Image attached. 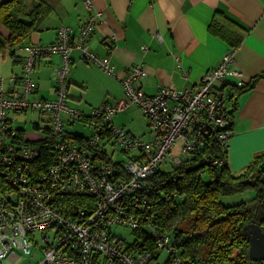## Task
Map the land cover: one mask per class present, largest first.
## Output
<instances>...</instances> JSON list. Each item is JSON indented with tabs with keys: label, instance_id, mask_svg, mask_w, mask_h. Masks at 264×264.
I'll return each mask as SVG.
<instances>
[{
	"label": "built area",
	"instance_id": "2783aa9c",
	"mask_svg": "<svg viewBox=\"0 0 264 264\" xmlns=\"http://www.w3.org/2000/svg\"><path fill=\"white\" fill-rule=\"evenodd\" d=\"M84 1L92 7L91 0ZM96 26L90 14L77 33L62 25L55 41L22 45L20 75H10V88L0 79V264H191L181 257L175 237L152 226L141 189L161 164H178L208 137L226 145L232 120L229 94L233 89L229 87L243 86L239 77L234 84L226 81L229 73L238 75L228 69L234 63L235 48L196 84L184 88L163 85L147 95L136 84L146 74L141 64L117 74L109 56H97L89 49L88 39ZM73 49H79L86 62L116 74L126 95L115 104L105 102L91 109L94 131L83 142L65 130L63 118V113L73 121L85 118L81 110L68 104ZM45 54L60 57L52 99L33 97L35 62ZM131 103L147 118L148 139L110 124L113 114ZM28 110L37 111L46 121L34 123L32 132L21 128V135L19 127L12 125L14 114ZM106 143L126 158L112 159ZM177 143L180 152L172 154ZM38 157L40 168L32 162ZM65 194L87 197L71 206L73 216L59 200ZM143 219L156 243L155 252H133L116 231L119 226L139 227ZM162 251L166 257L160 262Z\"/></svg>",
	"mask_w": 264,
	"mask_h": 264
},
{
	"label": "crops",
	"instance_id": "0c3cea01",
	"mask_svg": "<svg viewBox=\"0 0 264 264\" xmlns=\"http://www.w3.org/2000/svg\"><path fill=\"white\" fill-rule=\"evenodd\" d=\"M4 1L0 0V4ZM46 1L52 6V12L46 17L42 30L32 33L23 44L51 43L62 25L77 33L92 14L97 26L89 36V49L97 56H109L116 73L141 64L146 74L136 84L147 95L156 93L163 85L184 88L196 84L231 46H236L234 63L228 69H235L238 75L229 73L227 84H234L238 77L243 85L254 81L237 97L224 161L236 172L246 167L255 155L264 152V0H91V8L84 0ZM240 35L241 39L235 42ZM142 46L148 48L143 50ZM20 48L15 51L16 57L9 52L0 56L10 55V75L21 73L24 52ZM70 57L68 104L81 110L85 118L80 120L91 126L90 135L77 139L83 142L94 131L92 124L96 120L90 117L91 109L105 102L115 104L126 95L116 74H107L97 64L83 60L79 49H73ZM59 63L58 54H45L37 59L32 73L33 97L52 99L56 96L55 69ZM11 85L8 79L4 86L10 88ZM134 105L131 103L117 111L112 118ZM63 118L65 127L77 121L66 113ZM42 119L46 121L39 115L38 122ZM110 124L115 126L112 119ZM67 132L75 139V134ZM106 148L108 152L111 149V155L116 150L120 152L108 143ZM106 157L102 155L108 160L109 156Z\"/></svg>",
	"mask_w": 264,
	"mask_h": 264
},
{
	"label": "trees",
	"instance_id": "16d2710c",
	"mask_svg": "<svg viewBox=\"0 0 264 264\" xmlns=\"http://www.w3.org/2000/svg\"><path fill=\"white\" fill-rule=\"evenodd\" d=\"M51 12L52 6L46 0L2 2L0 55L9 52L16 57V49L24 45L32 33L42 30ZM240 39L241 35L235 42ZM253 81L239 88L230 84L229 88L233 89V94H229L231 118L238 95L247 91ZM19 132L22 135L21 128ZM74 137L83 138L79 134ZM45 147L51 148V145ZM39 157L32 161L37 168L41 165ZM225 157L226 147L216 138L208 137L178 164L171 163L170 170H155L141 189L148 201L146 212L152 215V226L175 237L181 257L191 264H248L249 224L259 225L264 233V184L260 180L264 174V152L255 155L246 167L236 172L230 170ZM249 189L255 191L251 199L233 204L223 202V197ZM59 200L67 205L66 213L73 216L75 211L71 206L87 197L65 194ZM131 229L134 237L126 242L128 249L135 253L155 252L156 243L146 221Z\"/></svg>",
	"mask_w": 264,
	"mask_h": 264
},
{
	"label": "rangeland",
	"instance_id": "374dc122",
	"mask_svg": "<svg viewBox=\"0 0 264 264\" xmlns=\"http://www.w3.org/2000/svg\"><path fill=\"white\" fill-rule=\"evenodd\" d=\"M11 66H12V61H11L10 55H5L4 58L0 57V79L1 78L3 79L5 86H6V82L8 81V77H10V67ZM68 95H71V93L69 92ZM78 103H80V101H78ZM14 117H15V120L12 122V125L14 128L19 127V128L24 129L25 131H30V132L34 130V122H38L39 120L38 112L32 111V110H28L26 112H21V113H16ZM145 118L146 117L144 116L143 112L134 105L128 110L126 109V111L124 112H119L115 114L112 120L115 126L123 127L125 130L128 129L133 135L137 137L148 139L149 133H148V127H147V122ZM81 120L74 121L72 124H66L65 129L69 132L83 135V136L90 135L91 126L86 125V123H84ZM109 152H111V149H109ZM179 152H180V145L177 143L173 147L172 154H179ZM111 157L117 160H124L126 158V154L121 153L116 150L111 155ZM159 168L164 169V170H170L172 168V164L170 162L167 164H161ZM254 194H255V191L249 189L242 193L225 196L223 197V202L225 204L226 203L228 204L237 203L239 201L251 199L252 197H254ZM116 231L122 234V237L124 238L126 242L129 243L133 240L134 236H133L131 228L119 226L118 228H116ZM165 257H166V252L162 251L159 257V261L162 262L165 259ZM8 263H10L9 260H8Z\"/></svg>",
	"mask_w": 264,
	"mask_h": 264
},
{
	"label": "water",
	"instance_id": "95a60500",
	"mask_svg": "<svg viewBox=\"0 0 264 264\" xmlns=\"http://www.w3.org/2000/svg\"><path fill=\"white\" fill-rule=\"evenodd\" d=\"M260 180L264 184V174L261 176ZM248 228V264H262L264 262V233L257 224H249Z\"/></svg>",
	"mask_w": 264,
	"mask_h": 264
}]
</instances>
